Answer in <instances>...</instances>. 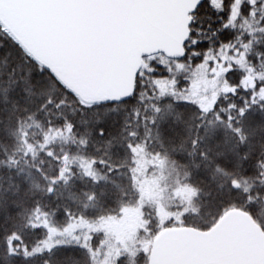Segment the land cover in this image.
<instances>
[{
    "label": "rangeland",
    "instance_id": "obj_1",
    "mask_svg": "<svg viewBox=\"0 0 264 264\" xmlns=\"http://www.w3.org/2000/svg\"><path fill=\"white\" fill-rule=\"evenodd\" d=\"M228 2L229 0H225V10ZM203 4L194 18L197 16L204 20L208 18V14L211 17L208 6ZM197 29L200 37L209 41L194 46L189 42L185 46L189 51L218 47L220 41L214 40V35L208 32L207 27ZM260 49L264 52V45ZM151 56L143 67L142 82L136 88L135 95L123 101L98 103L91 109H84L81 107L82 103L95 104L98 100L83 98L67 83L61 84L47 69L41 72L44 63L34 56L16 32L7 25L0 27V264H34L32 260H25L22 256L7 257L5 236L13 229L21 230L20 225L26 221L36 204L49 213V228L63 229L74 223L65 216V209H70L73 216L83 214L87 222L76 220L82 222L80 228L69 226L67 232L54 233L53 239H57V233L64 234L61 235L63 239H71L68 233L72 231L94 232L96 238L102 241L100 252L104 259H100V264H149L154 239L164 229L172 227V218L171 221L168 218L173 215L169 214L167 220L164 219L167 223L163 227L166 228L160 229L164 221L161 222L157 215V203L169 212H175V216L183 217L188 227L206 230L228 211L241 210L250 214L264 228V211L251 213L244 206L243 193L230 195L227 184L223 190L218 187L228 179L223 173L217 172L213 176L216 164L238 176H247L248 182L255 185L254 194L259 195V203L264 207V188H261L264 178L258 175L262 169L257 164V161L264 160V111L257 107L242 122L246 135L243 143L227 126L226 120L216 121L215 116L209 113L207 120L212 121L214 134L205 136L195 154L190 156V140L196 136L197 124L204 122L203 116L196 104L177 103V99L185 97L189 86L188 78L199 68L196 66L199 62L195 57L170 59L161 54ZM149 67L154 68L155 72L148 71ZM174 79H178L179 84L174 83ZM229 80L234 83L235 77H229ZM161 92L164 93V99H158ZM141 96L143 99H140ZM222 99L219 104L225 108L233 103L238 106L242 104V99L236 102ZM49 100L51 103H48ZM169 102L174 105L173 111L166 120L159 122L161 137L158 139L156 126L150 119L153 105ZM134 110H139V120L132 115ZM232 115L236 117L234 110ZM65 119L75 125L76 142L65 144L61 138L63 133H49L55 141L50 144L54 151L60 154L61 149H70L73 154L83 152L88 156L102 158L113 165L114 170L110 171L106 165H97L96 174L101 178L93 181L91 176L85 175L77 162L73 165L69 181L66 184L63 181L57 183L55 192L49 195L45 191L47 182L36 166L39 165L49 175H54L58 161L40 151L39 142L43 140L42 129H47L49 120L55 129L63 128ZM97 121L107 130L104 137L96 135ZM21 125L27 130L28 139L35 145V157L31 154L27 158L24 156L27 146L19 140L17 131ZM148 129H151L150 136ZM128 130H134L138 135L127 137ZM199 131L204 135L203 128ZM114 135L118 139L109 146L108 141ZM82 138L88 141L86 150L80 148L79 140ZM128 140L140 144L147 142V149L138 153L140 163L136 188L129 180L125 167L132 156L126 147ZM209 147L211 159L205 160L199 155V151ZM153 152L167 153L170 159L177 162L175 166L163 168L162 178L159 164L155 169H149L151 161L148 157ZM218 152L222 155L217 156ZM245 153H248L247 158L244 157ZM13 159L15 163L12 162ZM185 171L190 173V182L200 189L197 196L191 198V203L188 200L190 193L178 191L177 194L175 191L180 187L178 180L180 183L187 182L183 175ZM158 180L160 187H167L160 194H150V188ZM36 184L41 187L37 188ZM89 192H95L97 199L88 201L85 194ZM182 194L187 196L180 197ZM15 195L20 196L22 203L17 201ZM139 206L142 209H138ZM192 207L203 208V211L195 214L186 211ZM125 211L129 213L125 215ZM185 211L186 214H183ZM99 215H103L104 219H95ZM33 219L40 223L43 218ZM126 229L132 233L128 244L124 242L125 236L122 237ZM22 234L30 246L46 235L43 228L38 231L23 229Z\"/></svg>",
    "mask_w": 264,
    "mask_h": 264
},
{
    "label": "water",
    "instance_id": "obj_2",
    "mask_svg": "<svg viewBox=\"0 0 264 264\" xmlns=\"http://www.w3.org/2000/svg\"><path fill=\"white\" fill-rule=\"evenodd\" d=\"M2 1L31 50L92 100L126 93L148 56L178 59L205 2L193 10L196 0H4L5 7ZM149 262L264 264V228L241 210L206 230L169 227L154 239Z\"/></svg>",
    "mask_w": 264,
    "mask_h": 264
},
{
    "label": "snow or ice",
    "instance_id": "obj_3",
    "mask_svg": "<svg viewBox=\"0 0 264 264\" xmlns=\"http://www.w3.org/2000/svg\"><path fill=\"white\" fill-rule=\"evenodd\" d=\"M201 0H196L195 7H198ZM209 3L214 5L218 11L223 13V19L221 24L220 31H227L229 29L235 30L237 28V22L242 29L237 32L236 35L231 40H222L218 44V49H223L219 51L212 47H207L203 51H189L188 47H182L178 59L184 57H195L199 62L196 66L199 67L201 64L208 68L209 72L212 74L211 79L216 80L217 77L223 76L224 84L223 87L226 92H229L231 95L235 96L239 91L247 93L246 96L242 97V104H229L227 108L219 104V96L215 93L213 94V99L208 105H197L200 108L203 121L202 123L197 124V133L196 136L191 138L190 143L192 146V151L189 152V155L192 156L195 154L198 146L205 136H211L214 134V127L212 126V121L207 120V115L209 113L215 116L216 121H227V126L235 132L240 142L246 140V135L243 132L242 122L247 119L249 113L255 109L259 108L261 111H264V71H256V65H259L260 68H264V52L254 51L253 44L254 42L260 43L261 38L256 35L257 32L264 33V0H229L227 4V10H225L224 4L225 0H209ZM251 18V19H250ZM255 23L256 27H253L252 24ZM192 29L189 28L188 37H186V43L190 40L191 45H197L200 43V40L193 38L191 36ZM215 35V33H214ZM46 68H41V72L45 71ZM148 71L155 72L154 68L149 67ZM168 69L166 68V71ZM138 75H141L138 73ZM229 77H235V82H231ZM247 81V82H246ZM174 83L179 84L178 79H174ZM137 85L134 83L133 87L129 89L126 93L122 95L109 97L103 101H97L95 104H86L82 103L81 107L84 109H91L96 106L98 103H107L109 100L118 101L123 99L131 98L136 94ZM164 93L161 92L158 99H164ZM226 98V97H225ZM140 99H143L141 96ZM48 103H51L49 100ZM177 103H194L188 97L178 98ZM174 105L169 102L166 104H154L153 105V115L151 116V122L156 126V137L159 139L161 137V131L159 128V122L167 119L168 116L172 114ZM217 108L219 110L217 111ZM236 112V117L232 115V111ZM137 120L140 119L139 110H134L132 113ZM147 119V118H146ZM87 123V121H84ZM203 128L204 135L200 134V129ZM19 140L22 144L26 145V150L24 152L25 158L29 154L35 157L37 151L35 150V145L31 143L28 139L27 130L21 125L19 129ZM96 135L99 137H104L107 133V130L97 121V127L95 129ZM53 133L54 135L63 133L62 140L65 144L71 142L75 144V125L71 122H68L65 119L63 128H55L52 122L49 120L47 129H42L43 140L39 142V150L44 151L48 157H51L58 161V167L54 175H49L43 170L39 165H37V171L43 176L47 182L45 191L47 194L51 195L55 192V185L60 181H63L65 184L69 181L70 176L73 174V165L77 164L84 170L85 175L91 176L93 181H98L101 177L96 174L97 165H106L109 170H114V166L109 164L102 158L95 156L85 155L83 152L80 154H73L71 150L61 149L60 154H57L54 149L50 146L51 143H54V139L49 135ZM149 136L151 135V129H148ZM91 134V133H90ZM138 132L134 130L127 131V137H136ZM118 139L117 136H113L109 141V146L112 145L113 141ZM161 147H163V140L160 141ZM80 148L86 150L88 147L87 139L79 140ZM126 147L129 152L132 153L130 161L125 165L128 170V178L132 182L133 187L136 188L138 184V173L139 168L138 164L140 159L138 158V153L141 150L147 149V142L144 144L134 143L131 140L126 142ZM211 147L207 149H201L199 155L205 159L209 160V152ZM217 156L222 155V153H217ZM248 153L244 154V157L247 158ZM10 159H12L10 157ZM148 159L151 161L149 164V169H155L157 164L160 165L161 178L163 176V168L172 165H176L174 159H170L167 153L153 152ZM13 163L16 161L13 159ZM43 163V162H41ZM258 166L262 169L259 172V176L264 178V160L257 161ZM198 166V165H197ZM184 167H187L184 165ZM223 173L228 179L218 186L221 190L225 188L227 184L228 192L230 195L237 193L244 194V206L251 213L257 214L264 211V207L259 203L260 197L258 194H254L255 185L248 182V177L243 175H236L233 171H229L216 164L215 173ZM187 182L178 184L180 187L175 191H187L190 193L188 198L189 203H191V198L197 196L200 192L198 186L193 185L190 182V173L185 171L183 173ZM37 188H40L41 185L36 184ZM157 187L162 193L164 188L159 186V180L157 181ZM261 188H264V180L261 182ZM88 201H94L97 199V194L95 192H89L85 194ZM210 196L211 193H208ZM87 208V205H85ZM186 211H192L194 214L200 211H203V208L192 207ZM186 211L183 214H186ZM23 215V213H20ZM65 216L70 218V222H75L76 220H85L87 218L81 214L79 216H73L70 209H65ZM33 217L40 219V223H37ZM49 213L41 209L39 204H36L32 212L28 215L26 221L20 225V231L13 229L8 232L5 236V245H6V256L13 258L16 256H22L25 260H32L34 264H100V259H104L103 254L100 252L102 241L96 238L94 232H84L78 233L75 231L69 232L71 239H53L54 233L58 231L67 232L70 224L66 225L63 229L58 227H51L50 220L48 219ZM172 217L169 216V219ZM95 219L103 220L104 216L99 215ZM179 219V218H177ZM167 223L164 221L161 223ZM103 225H97V227H102ZM41 228L45 230L46 235L44 238L37 240L31 246L25 241L22 234L23 229H31L32 231H38ZM146 254V253H145ZM99 256V259H98ZM118 258V257H117ZM151 264V262H149Z\"/></svg>",
    "mask_w": 264,
    "mask_h": 264
},
{
    "label": "trees",
    "instance_id": "obj_4",
    "mask_svg": "<svg viewBox=\"0 0 264 264\" xmlns=\"http://www.w3.org/2000/svg\"><path fill=\"white\" fill-rule=\"evenodd\" d=\"M203 5L208 6V12L210 13L211 17H209V14H208V18H205L203 20V19H201V17L199 18V17L195 16L193 25L191 27V29H192L191 36L196 37V39L200 40V42L207 43V41H209V40H203L200 37L201 35L198 32V29H197L198 27L199 28L202 26L207 27L208 32L211 33V35H214V33H215L214 40H217L218 42L222 41V40H224V41L231 40V39H233V37L236 35L237 32L242 30L240 28V26H237V28L235 30L229 29L227 31H220L222 19H223V13L218 11L214 5L210 4L209 0H205ZM237 25H239V22H237ZM252 26L256 27L254 22H253ZM195 27H197V28H195ZM256 35L261 38V42L260 43L254 42L253 49H254V51H262L260 49V47H261V45H264V33L257 32ZM225 38H227V39H225ZM189 42H190V40L188 41V43ZM215 48L218 49V47H214V49ZM218 50L223 51V49H218ZM161 56H163V55H161ZM150 57H152V56H149V57H146L143 59L140 74H142L143 67L146 65L147 59H149ZM256 71H264V68H260L259 65H256ZM211 75L212 74L209 72L208 68L201 64L199 66V68H197L196 71H194V73H192L188 78L189 86H188L187 93H186L185 97H188L190 100L194 101V104H196V105H200V104L208 105L212 101L214 93L217 96H219V98H220L219 100H223L222 98L226 97V99H229L232 102H236L238 100L241 101V98L247 95V93H245L243 91H239L237 93V95H235V96L231 95L229 92H226L224 87H223V84H224L223 76L221 75L220 77H217L215 81H213L211 79ZM141 82H142L141 81V75H138V78L136 80L137 87L139 86V84ZM157 189H158L157 183H155L150 188V194H154V193L160 194L161 192L159 191V189L157 192ZM185 191H180V193H184ZM176 193L179 194L178 191H176ZM185 195L186 194H182V195H180V197H186L187 195L186 196ZM138 209H142V206H139ZM156 209H157V215L161 219V222H163L164 219L167 220V217L169 216V214H172L174 217V218L172 217V225H171L172 227H184L187 225L184 223L183 217L175 216V214H174L175 212H169L162 205L159 206L158 203L156 204ZM128 211H125V215H126V213H129ZM177 218H179V219H177ZM168 220L171 221V219H169V218H168ZM81 223L82 222H80V221H75L74 223H71L72 225L70 227H76V228L79 227L80 228ZM117 225L119 226V224H117ZM164 228H166V227H163V226L160 227V229H162V230ZM125 231L126 232L123 234L122 237L125 236L123 238L124 242L128 244V239L130 236H132L131 235L132 233H129L128 229H126ZM57 234H58V236L56 237L57 239H63V237H61V235L64 236V234H62V233H57Z\"/></svg>",
    "mask_w": 264,
    "mask_h": 264
},
{
    "label": "flooded vegetation",
    "instance_id": "obj_5",
    "mask_svg": "<svg viewBox=\"0 0 264 264\" xmlns=\"http://www.w3.org/2000/svg\"><path fill=\"white\" fill-rule=\"evenodd\" d=\"M3 2V5H4V7H5V3H4V0L2 1ZM8 21V24H6V22ZM0 27H2V26H5L6 27V25L7 26H9L10 28H12V30L14 31V32H16L15 31V28L10 24V21H9V19L8 18H6L5 17V14H4V12H3V8H1V6H0ZM8 31V30H7ZM16 34L19 36V38L21 39V40H23L25 43H26V45L28 46V44H27V41L25 40V37H23V36H21V35H19L17 32H16ZM28 48L30 49V51H32L31 50V48L28 46ZM32 53L34 54V56H36L41 62H43L33 51H32ZM44 63V68H46L49 72H50V74H52L53 75V77L55 78V79H57L58 81H60V83L61 84H63L65 81H63L54 71H53V69L48 65V64H46L45 62H43ZM72 88V87H71ZM72 90L73 91H75V92H77L75 89H73L72 88ZM79 95H81L80 93H78ZM83 98H85V99H87V100H92V99H89V98H86V97H84L83 95H81ZM98 101H103V100H98ZM109 102H113V101H109Z\"/></svg>",
    "mask_w": 264,
    "mask_h": 264
},
{
    "label": "bare ground",
    "instance_id": "obj_6",
    "mask_svg": "<svg viewBox=\"0 0 264 264\" xmlns=\"http://www.w3.org/2000/svg\"><path fill=\"white\" fill-rule=\"evenodd\" d=\"M23 99H24V97H22ZM9 134V133H8ZM10 137V136H9ZM16 196V198H17V201L19 202V203H22V201H21V198H20V196H18V195H15Z\"/></svg>",
    "mask_w": 264,
    "mask_h": 264
}]
</instances>
